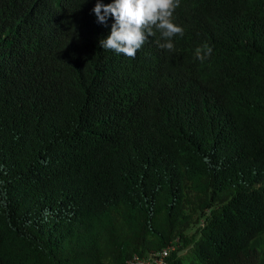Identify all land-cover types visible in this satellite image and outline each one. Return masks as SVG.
Listing matches in <instances>:
<instances>
[{
    "label": "trees",
    "instance_id": "16d2710c",
    "mask_svg": "<svg viewBox=\"0 0 264 264\" xmlns=\"http://www.w3.org/2000/svg\"><path fill=\"white\" fill-rule=\"evenodd\" d=\"M97 2L0 0V264H264V0H180L135 59Z\"/></svg>",
    "mask_w": 264,
    "mask_h": 264
},
{
    "label": "clouds",
    "instance_id": "9594fccd",
    "mask_svg": "<svg viewBox=\"0 0 264 264\" xmlns=\"http://www.w3.org/2000/svg\"><path fill=\"white\" fill-rule=\"evenodd\" d=\"M179 6L180 0H114L107 5L98 0L92 9L97 23L107 26L109 18L114 21L110 34L99 41V47L135 59L149 38L159 33L157 47L174 52L173 38L184 35V29L173 21ZM212 52L213 47L205 43L195 49V58L203 63Z\"/></svg>",
    "mask_w": 264,
    "mask_h": 264
},
{
    "label": "built area",
    "instance_id": "2783aa9c",
    "mask_svg": "<svg viewBox=\"0 0 264 264\" xmlns=\"http://www.w3.org/2000/svg\"><path fill=\"white\" fill-rule=\"evenodd\" d=\"M176 250V245L174 243L168 245L162 250L152 252L149 257H142L140 255H134L128 264H168L167 258L171 252Z\"/></svg>",
    "mask_w": 264,
    "mask_h": 264
}]
</instances>
